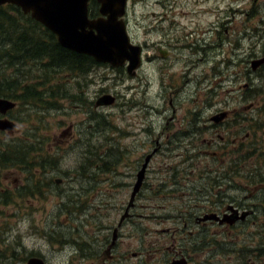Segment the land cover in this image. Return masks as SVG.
I'll list each match as a JSON object with an SVG mask.
<instances>
[{"label": "rangeland", "instance_id": "obj_1", "mask_svg": "<svg viewBox=\"0 0 264 264\" xmlns=\"http://www.w3.org/2000/svg\"><path fill=\"white\" fill-rule=\"evenodd\" d=\"M125 19L130 39L142 47L136 73L99 64L79 79L80 89L71 77L70 97L40 112L43 122L20 103L12 110L15 128L0 137L7 144L42 141L59 161L46 171L53 184L24 197L14 189L31 172L0 168V193L11 198L0 197V264H25L30 252L47 264H163L173 243L192 239L207 243L188 249L191 264H240L264 240V184L246 178L252 159L232 161L241 143L264 151V67L252 72L250 65L264 53V0H128ZM108 93L116 101L96 106ZM222 110L228 115L215 120ZM93 152L102 161L91 166ZM145 156L134 215L121 225ZM230 164L239 167L234 182ZM231 201L256 214L229 230L215 223L198 228L188 219L195 207L194 216L205 220L204 213ZM113 227L121 237L107 249Z\"/></svg>", "mask_w": 264, "mask_h": 264}, {"label": "trees", "instance_id": "obj_2", "mask_svg": "<svg viewBox=\"0 0 264 264\" xmlns=\"http://www.w3.org/2000/svg\"><path fill=\"white\" fill-rule=\"evenodd\" d=\"M93 13H96L95 10ZM99 64L103 63L95 61L89 55L60 45L50 30L29 14L24 13L20 7L13 4L0 6V97L14 100L17 107L20 103V106L24 108L23 111H28V116H33L30 111L35 112L43 122L45 115H40V112L49 111L59 101L70 97L68 84L72 82L71 77H74V81L78 77L75 84L80 89L84 85H81L79 79H84V75ZM55 74H59L60 77L54 82ZM74 97H76L75 94L72 95V98ZM26 107L28 110L25 109ZM12 112L11 110L10 116ZM11 119L17 122L16 116H11ZM4 133L0 130V136L5 135ZM30 139L23 138L15 143L7 144V139L0 137V168H23L31 172L30 178L25 179L28 182L14 189L16 195L20 197L42 194V188L53 184L51 177L46 176V171L50 169L48 168L50 163L56 165L59 161L56 158L53 160V156L44 150L42 145L45 144L44 142L36 140L37 143H34ZM232 153L233 155L236 153L235 158L232 159L234 162L245 161L248 158L254 161L250 174L246 177L249 183L251 178L254 185L264 184V151L260 146L255 142L250 146L241 143L236 150L232 149ZM92 155H95L93 158L96 161H90L91 166L102 161V157L98 156L97 152H93ZM113 167L114 165L106 166L107 170ZM238 168L236 164L229 165L228 171L231 172L233 182L238 177L236 175ZM33 169L39 173L32 172ZM217 180L218 178L213 182L218 183ZM227 182L229 183L230 179ZM247 187L249 186L244 189L249 190ZM8 193L1 192L0 197L11 201ZM215 194L222 196L221 188H216ZM252 209L256 214V208L252 207ZM192 240L189 243L190 249L198 247L196 244H191ZM206 243L201 242V246ZM251 257L253 263L264 264L262 240L257 245L249 247L247 256H244L239 263L251 264L248 260Z\"/></svg>", "mask_w": 264, "mask_h": 264}, {"label": "water", "instance_id": "obj_3", "mask_svg": "<svg viewBox=\"0 0 264 264\" xmlns=\"http://www.w3.org/2000/svg\"><path fill=\"white\" fill-rule=\"evenodd\" d=\"M90 0H0V5L13 3L18 5L25 13L42 23L57 37L60 45L75 52L87 54L97 62L108 63L113 67L126 64L129 74H134L141 64V46L134 44L127 30L125 20L128 0H95L98 3V16L89 14ZM162 56L166 53L161 50ZM264 58L252 61V68L262 63ZM115 97L104 94L95 101L96 106L112 104ZM16 103L10 99L0 97V113L4 114L13 108ZM226 116L222 111L213 116L217 121ZM15 123L7 117L0 118V129L11 131ZM149 160L145 158L137 174L130 195L129 206L132 205L135 194L138 192L144 176V170ZM60 182V179H56ZM232 214H226L223 218L212 214L202 219H218L219 223L234 224L248 216L250 211H242L239 214L237 208L229 205ZM185 260H172L167 264H184ZM27 264H45L39 257H31Z\"/></svg>", "mask_w": 264, "mask_h": 264}, {"label": "flooded vegetation", "instance_id": "obj_4", "mask_svg": "<svg viewBox=\"0 0 264 264\" xmlns=\"http://www.w3.org/2000/svg\"><path fill=\"white\" fill-rule=\"evenodd\" d=\"M165 51V53H166V55L165 56H162V54H161V56L162 57H166V56H168L169 54H168V51L167 50H164ZM160 52V51H159ZM259 58H264V53H262V55H261V57H259ZM259 58H255V59H251L250 60V65H251V71L252 72H257L258 71V69L260 68V67H264V61L262 62V63H260L259 65H257L255 68H252V61L253 60H256V59H259ZM123 68L126 66V64H123V65H121ZM249 83L250 84H254V81L252 80V78L250 77V79H249ZM248 85V84H247ZM222 111H225V110H222ZM220 112V111H219ZM227 112V111H226ZM228 115V112H227V114H226V116ZM222 121H225V119L224 120H222ZM222 121H220L221 123H223ZM160 149V145L158 146V150ZM153 155V154H152ZM145 158H146V156L144 157V159H143V163H144V161H145ZM152 158V157H151ZM151 160V159H150ZM150 162V161H149ZM149 162H148V164H147V167H146V170H145V172L147 173V169H148V165H149ZM141 165H142V163L140 164V165H138V168L139 169H137V172H136V179H135V181L137 180V174H138V172H139V170L141 169ZM146 178V175H145V173H144V177H143V180H142V183H141V185H140V187H139V191H141V188L143 187V185H144V179ZM175 180V182H176V179H174ZM134 184V183H133ZM133 186V185H132ZM139 191L137 192V194L135 195V197H134V201H133V203H132V205L129 207V209L127 210V211H129L128 212V214H127V216L120 222V224L122 225L123 224V222H124V220L126 219V218H128V219H130V217H132L133 215H134V212H132L134 209H135V198H137L136 196L139 194ZM232 202V204L231 203H229V204H226L225 205V207H223V209L220 211V212H217V211H210V212H207V213H204L203 214V216H210V215H212V214H215V215H217L219 218H223V216L224 215H226V214H232V211L230 210V208H229V205H232L234 208H237L238 209V211H239V214H241V212L242 211H250V213L248 214V216L246 217V218H244V219H242V220H237L234 224H228V223H219V221H218V219H211V220H209V219H205V220H200V218H198L199 216H194L195 215V213L194 212H196V210H198L199 208L198 207H195L194 209H191L192 211H194V212H192V211H188V219H191V218H193L194 217V219H195V222L199 225L198 226V228H200V227H202V228H205V226L208 224V223H210V225H213V224H211V223H215V224H217V226H219V225H221L222 227H226V228H228L227 230H229L230 228H235V227H237L238 225V223H241V222H244V221H246L248 218H250L253 214H254V210L252 209V206H250L249 204H246V203H242V202H240V201H231ZM134 207V208H133ZM126 212V209L124 208L123 209V212ZM185 226H187V222H185V224H184ZM113 234V236L111 237V242H110V244H109V246H108V248L107 249H112V248H114L117 244H118V241H119V237H121V233H118L117 232V228H114L113 227V232H112ZM189 234L190 235H192L193 233H192V231L191 232H189ZM117 238H118V240H117ZM191 244H196L197 246H198V248H201L202 246H201V242L199 241V242H197V243H193V240H192V243ZM262 244H264V240H262ZM175 246L177 247V249L178 250H176L175 249ZM110 247V248H109ZM188 249H189V244H182V245H177L176 243H173L172 244V251H171V257L169 258V260H166L163 264H167L168 262H170V261H172V260H185V263L184 264H191V259H192V257L189 255V252H188ZM108 251V250H107ZM106 251V252H107ZM109 254V253H108ZM111 256H113V257H116V260H115V262H118L119 260H121L120 259V256H119V254H110ZM31 257H39V258H41V259H43V261L46 263V259H45V257L41 254V253H39V252H30L29 254H27V256L25 257V264H27V261L31 258ZM248 260L250 261V263L251 264H254L253 262H252V257H251V259L250 258H248ZM47 264V263H46ZM145 264H153V263H148V262H146Z\"/></svg>", "mask_w": 264, "mask_h": 264}]
</instances>
